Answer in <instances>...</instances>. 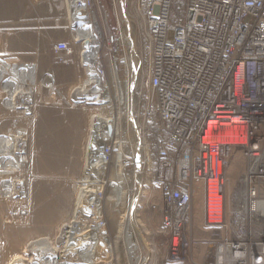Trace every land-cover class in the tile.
<instances>
[{"label": "rangeland", "instance_id": "rangeland-1", "mask_svg": "<svg viewBox=\"0 0 264 264\" xmlns=\"http://www.w3.org/2000/svg\"><path fill=\"white\" fill-rule=\"evenodd\" d=\"M88 1L93 5L101 33L107 29V25L111 27L116 25L113 17L114 1L113 3L112 0ZM124 4L125 15L128 22L131 21L128 23L130 36L134 40L138 57L142 60L141 31L135 16L133 0H124ZM177 5L184 6V0H173V7L176 8ZM69 15L66 0H0V264H31L29 260L33 256L32 261H36L34 258L38 257L42 248L35 245L30 250L32 244L40 242L43 238L56 240L61 227L64 224L68 225L84 186L80 184L81 179L87 175L85 162L90 130L93 123L106 118L105 121L113 124L117 131L114 135L116 143L113 150L114 160L103 174L105 182H102L108 186L103 191V201L100 202L102 214L94 215L91 211L87 213L90 216L78 214V221L85 235L90 234L91 225L100 217L104 222L101 229L106 231L104 235L111 239V245L102 243L98 245V260L94 264H174L170 261L165 239L154 231L155 229L149 228L145 220L148 214H160L158 209L163 206L159 187L150 184V181L155 179L154 172L150 171V161L153 162L154 159L152 155L148 156L146 150L141 160L147 159L148 162L145 163L142 176L140 194L142 197L137 201L134 210L136 223L143 236L136 234L134 237L133 242L138 247L135 255L127 252L122 240L124 229L122 218L131 196L129 188L135 186L132 180L134 172L126 173L123 167L115 164V161L119 152L130 154L132 151L133 126L132 123L126 122L127 118H121L122 106L119 104L113 103L104 108L108 103L98 106L99 104L89 105L83 102L82 91L88 77L86 66L80 59L81 43L73 40L76 21L72 22ZM118 27L123 32V38L128 30L124 25L120 28L119 23ZM58 42H68L70 45L72 54L66 62L60 63L53 52V45ZM102 42L100 60L106 67L105 83L110 89L111 96L115 89L109 77L111 69L108 60L112 58L108 53V47L104 41ZM116 43L113 54L116 57L120 89L123 90L124 83L132 82L134 85L137 84L135 87L138 91L141 82L131 81L123 73L122 61L125 58L127 61L128 56L125 41L123 39L122 44L117 38ZM25 109L29 111L28 115L25 114ZM82 128L85 129L84 140L52 138L62 132L73 133V130L76 132L72 134L73 136L78 132L83 134ZM150 132L152 134L150 143H156L157 137L152 125ZM18 159L20 161L17 162ZM227 163L222 231L228 236L226 192L227 195H231L236 188L244 173L245 159L241 152L234 151ZM157 166L156 162L153 163L152 169L155 170L154 167ZM165 175L168 178L170 171H166ZM117 181L121 182L124 192L122 202L118 206L114 202H107L110 188ZM193 192L192 227L195 231L202 225L204 218V185L201 181H193ZM158 204L159 207L156 208ZM21 209L25 211L24 216L18 213ZM249 220L250 222L252 220L253 231H259L255 230V227L264 229V207L252 212ZM233 234L237 235L235 237L243 236L239 232ZM63 235L68 240L71 234ZM61 246L62 244L55 245V258L60 257L59 261L62 264L83 263L80 260L82 258H79L84 253L83 248L78 254L68 253L69 255L61 257L63 255ZM202 251L200 245L193 248L195 257L201 258ZM15 257L18 259L16 262ZM181 260L182 262L179 261L177 264L191 263L188 256Z\"/></svg>", "mask_w": 264, "mask_h": 264}, {"label": "built area", "instance_id": "built-area-1", "mask_svg": "<svg viewBox=\"0 0 264 264\" xmlns=\"http://www.w3.org/2000/svg\"><path fill=\"white\" fill-rule=\"evenodd\" d=\"M133 3L141 31L142 60L135 78L126 58L122 66L126 78L141 82L132 114L139 134V152L135 153L131 144L130 154L119 152L124 159L116 164L126 173H135L144 151L151 156L152 125L158 166L153 170L150 161V171L155 175L150 184L161 190V233L170 261L177 264L191 255L187 230L193 181L204 185L205 223L224 226L223 197L232 152H241L245 159L250 210L254 211L257 201L264 200V0H184V6L176 8L173 0ZM113 17L116 25L106 23L102 39L118 77L113 48L117 38L122 44L123 39L114 8ZM53 52L60 63L72 54L68 42L55 43ZM105 69L101 68L103 74ZM121 110V118L128 117V110ZM106 138L100 151L89 152L87 175L80 183L84 185L83 193L98 194L101 199L108 184L103 183L104 178L102 182L91 177L88 165L103 174L114 160L115 138ZM173 166L167 178L165 172ZM133 189L137 190V184ZM84 209L81 214L88 215ZM18 213L25 215L22 209ZM93 224L102 231L104 222L100 217ZM208 264H264V235L248 231L240 237L226 236L215 246Z\"/></svg>", "mask_w": 264, "mask_h": 264}, {"label": "bare ground", "instance_id": "bare-ground-1", "mask_svg": "<svg viewBox=\"0 0 264 264\" xmlns=\"http://www.w3.org/2000/svg\"><path fill=\"white\" fill-rule=\"evenodd\" d=\"M66 3H67L68 15L70 14L69 15L70 20L72 22L76 21L73 40L76 43L77 41L81 43L82 49L80 51V59H81V62L86 66V72H87V77H88V81L85 84L83 91H82V95H83L82 100L84 103L89 104V105L99 104L98 106H100L102 103L103 104L108 103V105H105L104 108L115 103V104H119L120 106H122L124 110L126 111L128 110V117H126L127 118L126 122L132 123V126H133V128H131V135H132L131 144L132 145L134 144V149H136L135 153H138L139 152V134L135 128V120L132 116L134 112L133 110L136 107V103H137V98L135 97L136 91H137L136 90L137 87L135 86H137V84L134 85L135 83L131 82L132 83L131 85H126L124 83L123 90L120 89V86H119L120 79L117 77L115 73L114 62L111 59H109L108 63L111 69L109 77H110V80L114 83V89H115L111 95L112 98H110L111 97L110 89L107 88V85L105 83V76L103 72H101V68L104 67L103 63L100 60V52H101L100 49L103 45V42H102L103 39H102L101 29L97 23V17L95 15V12L93 11V5H91V3L88 0H66ZM114 6H115L114 8L117 14L120 28L121 26L124 25L126 26V29L128 30L126 31L127 33H125L124 37L122 38L125 41V44L127 47L126 49H128L127 61L125 62L129 64L130 69L135 78V75L137 76V73H138L140 59L138 57V54L134 46V40L130 36V28H128V23L130 22H128V19L125 15L124 0H115ZM104 28L106 27L104 26ZM84 41L88 42L87 46H84ZM105 120H100V121L98 120L99 122L93 123V128L91 129L92 131L90 130L91 132L90 138L88 139V143L86 142L87 143L86 161L87 159H89L88 154L90 151L91 152L100 151V147L106 142V140H108L106 137L113 138L114 135L116 134V131H117L116 127L110 122H107ZM108 126H111V130L107 128ZM11 151H14V150H11ZM137 156L138 154H136V156L134 157H137ZM122 159H123V156L121 155V153H119L118 156L116 157V161L122 163ZM18 161L20 160L18 159L17 162ZM145 163L146 164L148 163L147 159H145V161H140V160L137 161L136 165L138 169L133 174V179H132L134 180V183L137 184V190L135 191L133 187L129 188V192L131 193V196H130V200L128 201L126 205V210L122 218V220H124L122 240L124 244L126 245L127 252L129 254L134 253L133 255H135V251H137L138 249L137 245L133 242L134 237L136 236V234L137 236H143V233L138 228V224L136 223V220L134 217V210L136 209L137 201H138V198L142 190V182H143L142 176L144 172ZM88 168L90 170L88 174H90L91 176L94 175L93 178H98L99 181H102L101 179H103L104 173L102 174L101 171L100 173L93 171L92 170L93 168L91 165H88ZM26 176H28L27 173H26ZM123 196H124V192L122 191V188H121V182L117 181L110 188V193H109L107 202H110V203L114 202V204L118 206L122 202ZM226 199H227V207H228V210H227L228 228L227 229L230 231V237L237 236L236 234H233V233H238V232L241 234L247 233L249 231L248 226L250 222L249 217H251L250 216L251 213L254 212L257 208L258 209L263 208L264 204L263 203L258 204V205L255 204L254 211L250 210V204L246 198V181H245L244 173L243 175H241L239 182L236 188L234 189V191L232 192V194L227 195V192H226ZM101 200L103 201V199H101L98 196V194L88 196V195H85V193L83 192L79 193L78 203L76 205V208L73 209V214H71V218H70L71 220H69L70 222H68V225L64 224L61 227L60 235L56 240L52 241V240L43 238L40 240V242L37 240L38 243L36 242V244L34 245L32 244V246L30 247V250L33 249L35 245H39L40 248L42 246V248H41V251L39 252L38 257L34 258L36 261H32L33 259V256H32V259L29 260V263L31 264H62L59 261V258H60L59 256H58L59 258L57 259L55 258V254H56L55 245L62 244L61 247L63 250L61 249L62 250L61 253L63 255H61V257H65V255H67L68 253L78 254L79 251L83 248L84 253L79 257V258H82L80 259L83 261L82 264H94L98 260V254H97L98 245L100 243L105 244V245H108V244L111 245L110 243L111 239L108 235L106 236L104 235L105 233H102V231L98 230L99 229L98 226L94 224L91 225V228L89 227L90 234H88V236L85 235V231L82 230V226L78 221V214L79 213L81 214L82 209L84 208H85L86 213H89L88 211H91L94 213V215L102 214V206L100 205V202H102ZM76 215L77 217H75ZM64 229H68V230L63 231ZM103 232H106V231H103ZM65 233L71 234L68 240H66L67 237L63 235ZM33 255L35 254L33 253ZM17 260L18 259L15 257L14 262H16Z\"/></svg>", "mask_w": 264, "mask_h": 264}, {"label": "crops", "instance_id": "crops-1", "mask_svg": "<svg viewBox=\"0 0 264 264\" xmlns=\"http://www.w3.org/2000/svg\"><path fill=\"white\" fill-rule=\"evenodd\" d=\"M1 26H4V25H1ZM81 131L83 133L85 131V129L82 128ZM72 132L73 133L66 132V134L64 132H62L60 135L53 136L52 138H63V139L64 138H80V140H84V138H85L84 133L81 134L80 132H78L75 136H73L72 134H75L76 132L74 133V130ZM82 148H83V144H82ZM157 187H159V186H157ZM159 190H160V188H159ZM160 193H161V190H160ZM161 199H162V194H161ZM261 203H264V200H259V201H257L256 204L258 205ZM162 205H163V203H162ZM158 207H159V204L156 206V208H158ZM161 210H162V208L160 209V207H159L158 212L160 214H148V215H146L147 219L145 217V220H146V223L149 226V228L155 229L154 231H156L159 235H161L163 237V235L161 233V231L163 229ZM139 223H140L141 227H143L140 221H139ZM251 225H252V220L250 222V228L248 229L251 233L264 235V229H256L257 227H255V230H259V231H253ZM222 229H223V227L220 228V227L208 226L205 223V220L203 218L202 225L199 226L194 231L193 227H192V214H191V222L188 226L187 235H188V239H189L190 244H191L190 260L193 264H208L211 261V257L213 255V253L215 252V246L219 245L220 242L223 241L225 239V237L227 236L226 234H224ZM227 234L230 237V231L228 229H227ZM195 245H200L202 247L203 251H202V257L201 258L195 257L193 254V248L195 247Z\"/></svg>", "mask_w": 264, "mask_h": 264}, {"label": "trees", "instance_id": "trees-1", "mask_svg": "<svg viewBox=\"0 0 264 264\" xmlns=\"http://www.w3.org/2000/svg\"><path fill=\"white\" fill-rule=\"evenodd\" d=\"M152 135V134H151ZM153 149L151 151V155H152V158L154 159L153 163L155 164V162L157 163L156 161V143H153ZM175 166L172 167V169L170 170V173H172L173 169H174Z\"/></svg>", "mask_w": 264, "mask_h": 264}, {"label": "water", "instance_id": "water-1", "mask_svg": "<svg viewBox=\"0 0 264 264\" xmlns=\"http://www.w3.org/2000/svg\"><path fill=\"white\" fill-rule=\"evenodd\" d=\"M87 44H88V42L87 41H84V46H87ZM29 112V111H28ZM28 112L26 111V109H25V114H27L28 115ZM109 130H111V126H108L107 127ZM85 210V209H84ZM102 233H105V232H103L102 231Z\"/></svg>", "mask_w": 264, "mask_h": 264}]
</instances>
